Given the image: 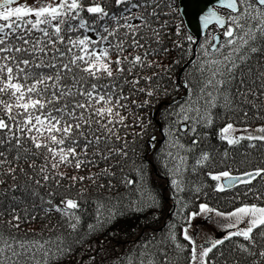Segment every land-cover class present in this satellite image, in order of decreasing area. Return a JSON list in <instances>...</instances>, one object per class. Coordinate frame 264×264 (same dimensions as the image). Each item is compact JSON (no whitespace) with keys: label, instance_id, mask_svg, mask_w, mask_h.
<instances>
[{"label":"snow or ice","instance_id":"obj_1","mask_svg":"<svg viewBox=\"0 0 264 264\" xmlns=\"http://www.w3.org/2000/svg\"><path fill=\"white\" fill-rule=\"evenodd\" d=\"M111 4L118 11L110 10L109 0H32L31 3L0 0V186L8 179L15 181L19 169L32 182L25 185V191L39 199L45 214H58L73 231L80 223L81 205L69 196L55 199L59 193L51 191L50 182L54 181L59 187L64 178L62 167L80 169L86 162L92 163L80 158L90 152L100 160H108L113 154L127 156V142L119 134L121 127L128 126L129 119L130 96L125 94L124 87L129 85L133 94L154 95L152 90L139 86L142 77L137 75V70L152 66L147 62L149 53L145 44L153 40L160 43L161 29L167 24L165 21L157 26L163 12L160 0H111ZM218 7L225 14L216 9L209 11L203 18L204 27L214 22L223 29V37L227 38L223 47L230 50L223 52L216 45L210 50L203 49L204 56L215 52L221 57L208 60L207 63L215 67L211 68V76L203 88H215L223 95L224 106L229 110L239 107L237 98L240 104L255 106V101L249 97L258 99L264 96V91L257 93L249 85L252 69L245 72L242 65L252 54H264V0H218ZM213 39L219 42L221 38ZM139 49H145L143 55L132 54ZM257 78L264 89V70L259 71ZM143 79L151 81V77ZM251 83L255 84V80ZM226 85L235 87L234 95L232 88ZM207 95L211 97L212 93ZM205 103L216 107L215 98ZM188 111H195L196 118L187 115ZM181 112L185 113L181 124L189 120H193L194 125L203 122L211 126L213 123L211 113L206 109L201 115L199 106L189 105ZM244 115L247 116L246 111ZM179 130L186 131V126ZM195 130V126L190 129ZM169 135L174 136L175 131ZM218 136L229 147L248 141L247 147L255 148L254 142L264 144V126L250 129L229 122L219 130ZM116 141H121L120 147L116 146ZM196 142L193 140V145ZM175 143L184 147L178 138ZM41 157L43 163L37 165ZM209 159V153L203 152L196 165L203 166ZM21 161L35 175L20 168ZM179 161L184 164L185 157L180 156ZM108 171L103 169L102 173ZM138 171L143 179V170ZM209 176L217 181L215 190L223 192L236 182L249 184L257 178L264 179V168L245 172L243 176H233L229 171L209 173ZM71 179L94 182L92 176ZM222 180L228 183H221ZM124 183L131 186L134 181L126 178ZM172 185L178 186L177 181L172 180ZM18 187H0V198L17 191ZM45 187L49 189L46 196L39 191ZM3 203L0 199V264H51L53 257L64 254V241L59 236L55 241L51 238L22 241L12 235L10 229L20 228L21 211L27 213V207L18 210L17 206L24 201L16 196L11 197L6 207ZM212 213L230 221L223 226L225 230H236L227 231L223 239L212 240L210 246H198L189 234L191 222L197 215ZM208 218L211 219V215ZM185 220L188 226L183 228L182 236L190 248L177 240L175 224L169 225L160 243L170 241L178 253L187 250L188 264H211L209 254L233 237L247 242L238 244L237 250L253 258L251 264H264V207L245 205L224 214L200 204L199 212L191 213ZM245 221L246 226L240 228ZM256 229L259 231L254 235ZM143 247L147 249V244ZM138 256L139 264H172L166 248L159 249L155 255L145 251ZM127 264H137L131 254Z\"/></svg>","mask_w":264,"mask_h":264},{"label":"trees","instance_id":"obj_2","mask_svg":"<svg viewBox=\"0 0 264 264\" xmlns=\"http://www.w3.org/2000/svg\"><path fill=\"white\" fill-rule=\"evenodd\" d=\"M109 4L110 10L118 11L111 0ZM160 7L163 12L157 26L167 22L166 27L161 29L162 39L160 43L153 40L145 44L149 53L147 62L152 66L137 70V75L142 77L139 86L152 90L154 95L148 97L143 92L133 94L129 85L124 87L125 94L130 96L127 102L129 119L126 121L128 126L121 127L119 134L127 142V156L116 157L113 154L108 160H100L90 152L87 157L80 158L92 163L86 162L80 169L74 166L62 167L60 171L64 178L60 180L59 187L54 181L50 182L51 191L59 193L55 199L69 196L79 201L80 223L76 230L73 231L58 214H45L39 199L25 191V185H31L32 182L19 169L15 181L8 179L5 185L0 186H19L17 191L0 198L4 202L3 206L6 207L11 197L16 196L24 201L23 205L17 206L18 210L27 207V213L21 211L23 219L20 228L10 229L12 235L22 241H44L49 238L55 241L58 236L63 239L65 252L53 257L51 264H127L130 254L139 264V253L147 251L155 255L161 248H166L172 264H188L187 250L178 253L170 241L160 243L165 239L169 225H176L174 230L177 240L190 248L188 242L183 240L182 231L188 226L185 218L193 212H199L200 204H206L224 214L245 205L264 207V179L257 178L249 184L239 182L232 188L218 192L215 190L217 181L209 176V173L219 174L223 171H229L233 176H243L245 172L264 168V144L254 142L257 146L250 148L247 147L249 142L244 141L240 146L229 147L218 136L219 130L229 122L237 127L254 129L264 126V96L258 99L249 97L255 101V106L240 104L237 98L239 107L235 111L226 108L223 95L215 88H203L211 76V68L215 67L208 64V60L221 58L215 52L210 56L203 55V49H209L216 32L221 35L217 47L223 52L230 50L223 47L227 39L223 37V29L209 27L198 43L194 57L183 68L193 55L195 38L184 25L178 11V0H160ZM218 11L225 14L223 9ZM144 51L139 49L132 54L143 55ZM249 68L252 69L249 85L257 93L264 91L257 78L259 71L264 70V54H252L251 59L242 65L245 72ZM143 77H151V81ZM252 80H255V84L251 83ZM225 87H231L235 94L233 85ZM208 92L212 93L211 97L207 95ZM213 98L216 99V107L205 103ZM145 101L148 103L144 104ZM139 104H144V107H138ZM189 105L192 108L199 106L201 115L207 109L212 115V125L207 126L203 122L194 125L193 120L181 124L185 114L181 109H188ZM156 111L161 132L153 118ZM186 114L196 118L195 111ZM184 126L186 131H180ZM193 126L195 132L190 131ZM172 131H175L174 136L169 135ZM177 138L184 145L183 148L175 143ZM193 140L197 141L195 145ZM115 143L117 147L121 146V141ZM189 147L191 151L187 150ZM225 151L228 152L227 156L224 155ZM203 152L209 153V161L203 166L196 165ZM180 156L185 157L184 164H180ZM41 163L42 157L37 159V165ZM20 168L35 175L23 161ZM103 169H108V173H102ZM138 169L143 170V179ZM73 176H92L94 182L88 179L74 182L71 179ZM126 178L132 179L133 185H126ZM172 180H176L178 186H173ZM39 191L46 196L49 189L45 187ZM5 231L9 229L5 228ZM258 231L254 230V235ZM240 243L247 242L241 237L225 240L224 244L209 254L211 264H251L253 258L237 250ZM145 244L147 249L143 247ZM52 247L56 251L55 244ZM69 248L71 251H68Z\"/></svg>","mask_w":264,"mask_h":264},{"label":"water","instance_id":"obj_3","mask_svg":"<svg viewBox=\"0 0 264 264\" xmlns=\"http://www.w3.org/2000/svg\"><path fill=\"white\" fill-rule=\"evenodd\" d=\"M213 9H216L217 11H218V9H220L218 7V0H178V11L180 13V16H181L183 22H184V25H185L187 31L195 38V42H194L193 47H192L193 55H192L191 59L184 65L183 68H185L190 63L192 58L194 57L196 47H197L198 43L200 42V40L205 36L207 29L211 26H216L217 28H219L214 22L210 23L207 26V28L204 27L203 18L208 14L209 11H211ZM213 37H220V35L215 34V35H213ZM213 37H212V44L210 45L209 49H211V47L213 45L218 46V44L220 42V41L218 42V41L214 40ZM181 72L179 73V76L177 79L178 82L180 80ZM163 104H165V103H163ZM159 108H160V106L158 107V109ZM156 116H157V111L153 115V118L155 120H156ZM156 124L158 126L159 132H161L160 121L156 120ZM222 183L227 184L228 181L222 180ZM238 183L239 182H236L233 186L237 185ZM232 187H230V188H232ZM226 188H228V187H226ZM205 246L206 247L210 246V244H206Z\"/></svg>","mask_w":264,"mask_h":264},{"label":"rangeland","instance_id":"obj_4","mask_svg":"<svg viewBox=\"0 0 264 264\" xmlns=\"http://www.w3.org/2000/svg\"><path fill=\"white\" fill-rule=\"evenodd\" d=\"M28 2L31 3L32 0H28ZM250 129H254V128H250ZM208 215H211V219L208 218ZM229 222H230L229 220H226L223 217L215 216L214 213L197 215L191 222V227H189V234L193 236L198 246L206 247L205 245L210 244L212 240H216L224 237L227 234V231L236 230V229L225 230L223 226ZM245 226H246V221L245 223H241L239 225L240 228H244Z\"/></svg>","mask_w":264,"mask_h":264},{"label":"flooded vegetation","instance_id":"obj_5","mask_svg":"<svg viewBox=\"0 0 264 264\" xmlns=\"http://www.w3.org/2000/svg\"><path fill=\"white\" fill-rule=\"evenodd\" d=\"M218 29H219V28H218ZM219 30H221V29H219ZM215 34H219V33H218V32H216ZM215 34H214V35H215ZM219 35H220V34H219ZM220 38H221V35H220ZM211 44H212V43H211Z\"/></svg>","mask_w":264,"mask_h":264}]
</instances>
